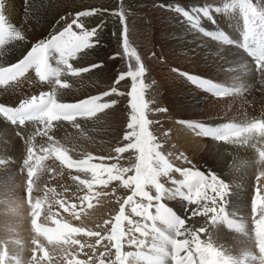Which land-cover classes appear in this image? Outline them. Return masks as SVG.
<instances>
[{
	"label": "bare ground",
	"instance_id": "obj_1",
	"mask_svg": "<svg viewBox=\"0 0 264 264\" xmlns=\"http://www.w3.org/2000/svg\"><path fill=\"white\" fill-rule=\"evenodd\" d=\"M229 2L138 0L152 24L145 64L167 100L163 124L188 131L194 150L178 148L197 158L200 167L192 185L173 183L179 175L168 181L160 204L163 213L155 202L149 222L137 224L140 230L135 227L139 232L131 248L142 246L137 250L142 260L137 252L124 255L127 202L135 192L124 197L115 212L123 208L121 253L113 257L122 256L121 263L113 259L98 264H173L174 258L181 264H264V232L254 234L250 225L264 208L256 200L264 201V38L259 34L264 20L249 7L251 0H236L235 7ZM256 2L264 7V0ZM93 6L110 16L118 5L114 0H4L8 22L25 38L0 47V264H88L80 253L84 233H73L56 219L93 228L107 216L109 203L102 194L110 190L111 171L105 163L118 152L116 134L109 137L116 112L104 102L120 96L109 95L110 90L131 88L136 76L114 83L120 69L113 73L103 66L72 75L93 63L87 50L61 63L59 57L71 55V50L54 48L50 57L34 59L36 47L17 63L35 44L32 40L53 27L56 12ZM217 7L226 12L215 11ZM204 8L211 16L200 11ZM112 18L120 22L117 15ZM8 35L0 19V42ZM252 46H260L262 53L252 54ZM191 75L218 87L210 93ZM41 104L46 107L34 112ZM10 111L14 118L8 117ZM194 123L197 127H191ZM180 168L170 174L194 172ZM197 227L200 240L192 235Z\"/></svg>",
	"mask_w": 264,
	"mask_h": 264
},
{
	"label": "rangeland",
	"instance_id": "obj_2",
	"mask_svg": "<svg viewBox=\"0 0 264 264\" xmlns=\"http://www.w3.org/2000/svg\"><path fill=\"white\" fill-rule=\"evenodd\" d=\"M106 1L108 0H96V2L100 4H103ZM114 2L118 6L113 10V14L120 18V22L115 23L112 18L113 14L110 16L100 14V16L96 18L98 21L95 24V16L82 19L88 27H96L102 22L98 36L93 38V42L96 39L99 42L95 44V46L86 49L88 53L92 52V55H94L93 63L90 65L103 62V67L110 69V72L113 73L119 68L120 72L114 74V77L117 78L119 73H125L130 70L135 71L139 67V63H143L146 66L145 52L148 50L146 39L148 34L151 35L153 31L148 14L145 8L140 9L137 4L138 0H114ZM75 12L76 11L71 9L62 8L59 12H56V15L58 16L57 20L53 27L48 28V32L40 37L36 36L37 38L34 40H32L33 38H29L35 43L48 39L54 32L61 30L66 23H70ZM63 17H68V19L64 20ZM125 27L127 28L129 51L134 49L141 57L140 62L136 61L135 56H130L124 51L123 29ZM74 30L78 31V29L75 28ZM149 30L150 32L148 33ZM151 37L153 38L152 35ZM33 48H36V46ZM116 54H118V56H116ZM99 55H101V58L96 59L95 57H98ZM6 69L7 68H4L3 70ZM65 74L66 76H69L68 71H65ZM145 74L149 79L148 77H143L144 75L141 76L138 80H135V83L132 84L131 88H120L118 92V95L120 96L117 99L108 98L106 102H104L108 109H114L116 112L115 123L112 125V128L109 127V137L113 133L116 134L113 139H117L116 150L118 152L112 162L109 161L107 162L108 164L105 163L106 167L110 168L111 171L109 178L110 190H108V192L105 191V193L102 194V198H106V201L108 200L107 202L109 203L106 218L101 224H98L97 227L95 226L93 228L87 226L80 227L76 224L74 225L72 222L70 223L69 221L67 222L62 219H56V222L63 223V227L70 229V231L72 230L73 233H77L78 231L82 234L84 233L82 236L85 235V240L81 243L80 253L87 256L88 264L110 262L114 259L113 257L116 252L112 238L109 234L110 221L116 212V209L118 210L121 202L126 197L130 196V193L135 192L127 202L128 219L126 218V232L123 236L124 247L127 252H125L126 254L124 253V255L127 256L135 254L137 250L142 247L140 246L137 250L131 248V244L137 242L136 237L139 232L135 227H138L137 229L140 230L141 227L139 226H144L145 223L147 224L149 222L150 218H147L150 214L154 213V207L156 206L154 205L155 202L158 203V209H160V211L162 210L160 204L166 191L165 189L167 188L168 181L174 180V178L179 175V177H177L179 179L176 178L173 183H175L176 180H181L185 184L188 183V185H192L196 176L195 172H197V169L200 167V162H197V158H193L191 154H188V152L184 153L178 148L185 147L194 150L195 144L190 142L193 140L188 135V131L172 124L169 126L163 124L165 116H167V100L161 87L159 88L156 78L152 77L151 74ZM134 76H136V74H134ZM63 78H65L64 75ZM137 92L139 99L136 95ZM144 101L146 104H144ZM134 102H136L137 105H142V107L135 106ZM109 104H114V106L109 107ZM133 108L140 114L141 119L139 121H137L136 117L132 115ZM145 108L146 117L144 116ZM157 108H163L166 109V111L158 112L156 111ZM133 124H138L139 128L138 131L134 130L136 133L135 139H129V137L133 135V132H128V128H131ZM120 130L122 132H120ZM190 133L194 135L195 132L191 131ZM112 153L115 154V150ZM165 160L166 163L170 160L174 168L179 167V169H182L180 167L187 166L192 167L194 172L187 176L181 175V177L179 171L175 172L176 176L170 174V170L173 172L174 168L171 169L172 166H167ZM141 169L142 171L144 170L142 174L143 176L141 175V177H139L138 172L141 171ZM134 188L138 190L133 191ZM27 193H29V191ZM106 194L109 198H107ZM157 199L160 200L158 201ZM191 200L192 198L190 197L189 201ZM256 200H261L264 207L263 198L260 199V197H258ZM261 202H258V205ZM193 204H195L194 200ZM260 211L259 217H255L250 221L253 223L250 224L253 229L252 232H255V230L256 232L257 230L259 232H264V208L260 209ZM161 213L163 212L161 211ZM137 224L140 225L138 226ZM75 227L77 229H75ZM145 234L144 231L143 236H145ZM136 255L137 257L139 256V260H142V258L140 259V256H143V253L138 251ZM121 257L120 255L115 257L114 260L116 263H121V261H119Z\"/></svg>",
	"mask_w": 264,
	"mask_h": 264
},
{
	"label": "snow or ice",
	"instance_id": "obj_3",
	"mask_svg": "<svg viewBox=\"0 0 264 264\" xmlns=\"http://www.w3.org/2000/svg\"><path fill=\"white\" fill-rule=\"evenodd\" d=\"M247 2V0H246ZM229 7H235L236 6V0H230ZM254 6L256 11L259 13V20H264V7H260L258 5V2H254V0H251V4L249 7ZM4 9V0H0V19L3 20L5 26L8 29L9 35L4 38L2 42H0V47L8 43L9 41L13 40H23L25 38L24 32L22 30L17 29L14 25L8 22L5 13L3 11ZM104 11L103 9H97L96 7H89L85 10H80L76 11L74 16L71 18L70 23H66V25L61 29L56 32H54L48 39L46 40H41L36 42L26 53L24 56H22L20 59L17 60V63L22 60L25 56L28 55V53L32 52L33 47H37V53L34 54L33 58L38 59L40 56L44 54H48L50 57L51 51L53 48L57 50V52H65L67 53L69 50H71L72 54L71 55H65L62 57H59V60L61 63H63L64 59H67V62L70 63V61L73 58L78 57L83 51L86 49L95 46L99 41L96 39L93 42V38H96L98 36L100 27L102 26V22L100 25H97L96 27H88L86 24L83 22L82 18H89V17H94V16H99V14ZM200 11L203 12L205 16H211V10L208 8L201 9ZM217 12L224 11L226 12L225 8L217 7L215 9ZM185 16H188L189 14L187 12L184 13ZM64 20H67L68 17H63ZM252 17H250V22H251ZM259 22V21H258ZM78 29V31L74 30ZM124 36H123V41H124V51L128 53L130 56H135V59L137 62L141 61L140 55H138L135 50L129 51V44H128V39H127V28L125 27L123 29ZM219 33H208L210 36L216 37ZM261 38H264V24L260 25V32H259ZM4 55V53L2 54ZM118 56V54H116ZM50 62V61H49ZM51 63V62H50ZM72 64V63H71ZM103 62H100L99 64L95 65H89L84 68V71L75 73L72 72V75L79 76L80 74L87 73L92 71L96 67H102ZM74 67V66H73ZM75 68V67H74ZM261 70H264V61L261 62ZM147 69L146 66L143 63H139V67L135 71H127L125 73H119L117 78L114 80V83H119L121 81H124L126 78L130 77L132 79L131 74H136V79L138 80L141 76H143L146 73ZM195 84L199 85L200 87L208 90L210 93H212L211 89L218 87L217 83H214L210 80L207 79H202V78H197L195 75H191L189 77ZM119 90L117 89L116 92H112L111 90L109 91V95L116 94L118 93ZM123 94V93H120ZM99 95V94H98ZM129 95V94H128ZM138 99L139 95L138 92L136 93ZM144 104L145 101H144ZM135 106H140L142 105H137L136 102H134ZM114 106V104H109V107ZM107 109V108H106ZM105 109V110H106ZM146 108L144 109V116L146 117ZM156 111L158 112H163L166 111V109L163 108H157ZM132 115L136 117L137 121L141 119L140 114L136 112L133 108L132 110ZM191 127H197V123H194L191 125ZM138 124H133L131 128H128V132H133V135L129 137V139H135V131H138ZM208 137V136H206Z\"/></svg>",
	"mask_w": 264,
	"mask_h": 264
},
{
	"label": "water",
	"instance_id": "obj_4",
	"mask_svg": "<svg viewBox=\"0 0 264 264\" xmlns=\"http://www.w3.org/2000/svg\"><path fill=\"white\" fill-rule=\"evenodd\" d=\"M199 230H200V227L194 228V229L192 230L193 235H194L197 239L200 238Z\"/></svg>",
	"mask_w": 264,
	"mask_h": 264
}]
</instances>
